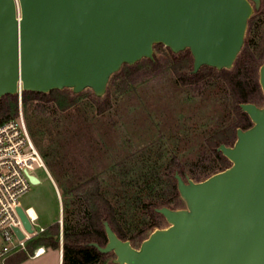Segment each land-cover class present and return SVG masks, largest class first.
I'll list each match as a JSON object with an SVG mask.
<instances>
[{
	"label": "water",
	"instance_id": "95a60500",
	"mask_svg": "<svg viewBox=\"0 0 264 264\" xmlns=\"http://www.w3.org/2000/svg\"><path fill=\"white\" fill-rule=\"evenodd\" d=\"M261 0H0V99L22 91L91 89L105 95L125 64L154 59V46L189 49L194 73L231 69ZM259 83L264 93V64ZM253 125L221 145L231 166L202 182L176 174L185 208L156 211V229L137 249L104 223L115 264H264V105H240ZM33 185L40 180L28 175ZM24 228L34 230L23 207ZM19 239L24 235L14 229Z\"/></svg>",
	"mask_w": 264,
	"mask_h": 264
},
{
	"label": "trees",
	"instance_id": "16d2710c",
	"mask_svg": "<svg viewBox=\"0 0 264 264\" xmlns=\"http://www.w3.org/2000/svg\"><path fill=\"white\" fill-rule=\"evenodd\" d=\"M248 21L245 42L231 69L203 66L194 73V59L189 49L174 53L163 45L154 46V59L125 64L110 78L106 93L97 97L91 89L74 93L72 89L49 93L22 91L0 99V125L18 116L21 101L30 134L45 161H52L53 144L44 145L47 127L72 124L70 112L86 100L99 115L114 109V99L141 88H162L164 99L190 109V116L175 113L176 124L159 130L150 141L136 145L128 139L123 152L112 155L101 171L72 185L60 183L63 226H49L30 240L26 251L15 253L7 264L25 261L39 247L59 250L63 241L62 264H115L113 253L103 254L108 222L118 238L139 248L156 229L166 223L156 210L185 208L175 175L184 180L202 182L231 166L218 151L221 145L233 146L237 130H247L253 123L240 105H264L259 72L264 64V0ZM263 104V105H262ZM262 105V106H260ZM188 121V123H187ZM190 144L187 151L182 145Z\"/></svg>",
	"mask_w": 264,
	"mask_h": 264
},
{
	"label": "rangeland",
	"instance_id": "374dc122",
	"mask_svg": "<svg viewBox=\"0 0 264 264\" xmlns=\"http://www.w3.org/2000/svg\"><path fill=\"white\" fill-rule=\"evenodd\" d=\"M167 88V85L159 89L141 87L130 95L114 99L113 111L103 115H99L96 107L86 100L70 112L72 124L47 127L43 143L45 146L54 143L51 152L55 151V154L51 155L52 161L48 164L33 139L45 169L36 166L31 171L41 184L33 185L23 196L20 201L23 208L30 203L48 204L57 221L60 210L57 190L62 202L60 183L72 185L106 168L112 155L127 148L129 138L140 145L156 137L159 130L166 133L177 123L175 113L190 116L189 108L178 107L177 103L164 99L163 94L169 92ZM189 147L190 144L182 145L180 149L187 151ZM61 221L63 226V215ZM168 227L166 222L163 228ZM46 251L47 254L39 258H31L32 251L22 264H59L60 250L46 248Z\"/></svg>",
	"mask_w": 264,
	"mask_h": 264
},
{
	"label": "built area",
	"instance_id": "2783aa9c",
	"mask_svg": "<svg viewBox=\"0 0 264 264\" xmlns=\"http://www.w3.org/2000/svg\"><path fill=\"white\" fill-rule=\"evenodd\" d=\"M36 166L45 169L20 101L18 116L0 125V264H6L12 254L26 251L28 242L45 231L42 227L36 230V219L26 209L34 230L28 233L18 213L21 199L33 186L28 175H34L31 171ZM15 228L24 235L23 239L16 235ZM45 253V247H39L31 257L39 258Z\"/></svg>",
	"mask_w": 264,
	"mask_h": 264
},
{
	"label": "crops",
	"instance_id": "0c3cea01",
	"mask_svg": "<svg viewBox=\"0 0 264 264\" xmlns=\"http://www.w3.org/2000/svg\"><path fill=\"white\" fill-rule=\"evenodd\" d=\"M40 184H41V181H40ZM57 194H58V198H59V202H60L59 218H58L57 221L54 219L55 218V215L53 214V212H51L50 207H49L48 204L47 205L46 204H41V205L39 204L38 205V204H32V203H30L26 208H24V210L29 209V210H33L34 211V214L35 215L33 217H35V219H36L35 224H36V227L37 228L42 227L44 229H47L49 226H51V225H53L54 223H57V222H59L61 224V226H62L61 218H62V215H63V206H62V202L60 201V195H59L58 190H57ZM21 207H23V206L21 205ZM59 250H60V252H59L60 253V256L58 255L59 264H62V258H63V241H62V236H61V244H60V249ZM45 254H47V251H46ZM12 256L11 257H8V259L6 260V264H7L8 260L10 258H12ZM31 258H33V257H31ZM25 261H23V262H21L19 264H22Z\"/></svg>",
	"mask_w": 264,
	"mask_h": 264
},
{
	"label": "bare ground",
	"instance_id": "6f19581e",
	"mask_svg": "<svg viewBox=\"0 0 264 264\" xmlns=\"http://www.w3.org/2000/svg\"><path fill=\"white\" fill-rule=\"evenodd\" d=\"M29 213L31 214V216L35 215L33 210H29Z\"/></svg>",
	"mask_w": 264,
	"mask_h": 264
},
{
	"label": "flooded vegetation",
	"instance_id": "af4514ba",
	"mask_svg": "<svg viewBox=\"0 0 264 264\" xmlns=\"http://www.w3.org/2000/svg\"><path fill=\"white\" fill-rule=\"evenodd\" d=\"M62 262H63V258H62Z\"/></svg>",
	"mask_w": 264,
	"mask_h": 264
}]
</instances>
